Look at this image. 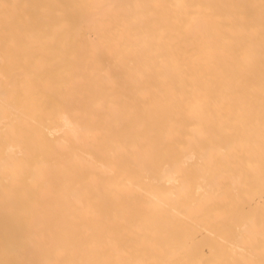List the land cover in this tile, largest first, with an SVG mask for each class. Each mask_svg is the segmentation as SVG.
Here are the masks:
<instances>
[{
  "label": "bare ground",
  "instance_id": "1",
  "mask_svg": "<svg viewBox=\"0 0 264 264\" xmlns=\"http://www.w3.org/2000/svg\"><path fill=\"white\" fill-rule=\"evenodd\" d=\"M0 264H264V0H0Z\"/></svg>",
  "mask_w": 264,
  "mask_h": 264
}]
</instances>
